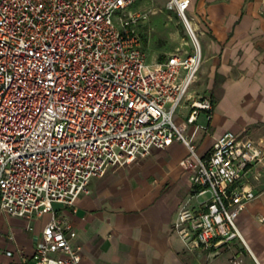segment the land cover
<instances>
[{
  "label": "built area",
  "instance_id": "built-area-1",
  "mask_svg": "<svg viewBox=\"0 0 264 264\" xmlns=\"http://www.w3.org/2000/svg\"><path fill=\"white\" fill-rule=\"evenodd\" d=\"M136 1L0 0V214L51 212L34 264L81 261L76 232L53 213L54 203L73 206L93 178L173 142L187 149L183 163L197 199L178 208L175 231L188 248L212 255L235 241L245 245L237 219L257 196L264 144L225 132L198 155L193 138L210 134L214 104L191 92L202 53L188 1L169 2L185 47L150 63L135 29L146 19L132 10Z\"/></svg>",
  "mask_w": 264,
  "mask_h": 264
},
{
  "label": "crops",
  "instance_id": "crops-1",
  "mask_svg": "<svg viewBox=\"0 0 264 264\" xmlns=\"http://www.w3.org/2000/svg\"><path fill=\"white\" fill-rule=\"evenodd\" d=\"M187 1L185 14L203 55L200 82L191 92L209 94L214 104L210 134L193 138L198 155L207 154L212 138L225 132L246 133L264 144V0ZM198 121L205 123V116ZM190 130L186 126L184 134ZM186 154L180 142L153 149L138 164L93 178L73 206L52 205L76 232L72 244L80 249V264H264V178L237 219L245 245L235 241L212 255L203 247L188 248L175 231L178 208L197 205ZM50 216L0 214V264H34L33 250Z\"/></svg>",
  "mask_w": 264,
  "mask_h": 264
},
{
  "label": "rangeland",
  "instance_id": "rangeland-1",
  "mask_svg": "<svg viewBox=\"0 0 264 264\" xmlns=\"http://www.w3.org/2000/svg\"><path fill=\"white\" fill-rule=\"evenodd\" d=\"M134 10L146 14V19L135 29L146 53L147 63L164 58L178 47H185L183 42H188V37L182 20L167 0H138ZM202 63L203 55L195 80L198 83Z\"/></svg>",
  "mask_w": 264,
  "mask_h": 264
}]
</instances>
